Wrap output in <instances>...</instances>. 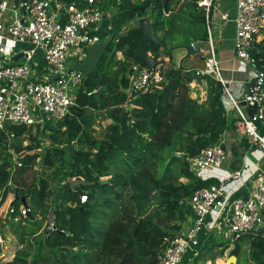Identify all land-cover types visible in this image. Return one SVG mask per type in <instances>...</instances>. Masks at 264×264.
<instances>
[{
    "label": "trees",
    "instance_id": "trees-1",
    "mask_svg": "<svg viewBox=\"0 0 264 264\" xmlns=\"http://www.w3.org/2000/svg\"><path fill=\"white\" fill-rule=\"evenodd\" d=\"M149 2L145 15L158 21L156 32H161L168 26L162 1ZM137 9L129 0H121L110 21L111 39L95 69L81 71L82 84L71 115L35 130L13 125L0 131V207L9 190L14 193L21 189L18 196L26 199L29 218L33 221L38 215L42 224L47 221L54 228L40 234L42 241L34 253L26 242L28 233L16 230L19 243L25 246L6 264H157L164 239H173L186 221L182 202L196 190L212 185L211 180L195 176L188 159L218 144L225 132L235 129L221 99L222 87L208 79L209 99L198 104L185 96L180 98L181 93L187 94L185 86L193 76L184 75L180 69H167L165 84L159 90L128 102L123 92L128 86L126 75L132 64H140L133 58L141 38L132 25ZM167 10L171 8L167 6ZM198 20L205 25L204 15ZM262 45L264 40L250 51L257 72H264ZM147 51L156 58L172 56L153 43L147 44ZM94 113L100 120H109L98 136L89 128L97 121L91 116ZM17 139L21 141L18 145ZM248 146L245 142L243 148ZM169 147L183 158H173L165 165ZM15 157L21 166L12 174ZM35 165L41 172L33 171L32 181L25 183L23 176ZM55 185L58 197L48 205ZM155 188L157 193L149 199ZM82 195L86 196L85 203L80 202ZM20 204L13 205V216ZM101 210L99 218L94 212ZM23 220H11V227L23 226ZM106 221L100 231L96 226ZM247 236L239 239L250 241L247 260L264 264V232ZM238 248L236 243L233 254ZM43 250L46 255H42ZM79 251L95 252L94 261H89L91 253L80 255Z\"/></svg>",
    "mask_w": 264,
    "mask_h": 264
},
{
    "label": "built area",
    "instance_id": "built-area-1",
    "mask_svg": "<svg viewBox=\"0 0 264 264\" xmlns=\"http://www.w3.org/2000/svg\"><path fill=\"white\" fill-rule=\"evenodd\" d=\"M139 1L142 5L149 2ZM212 1L198 3L199 7L206 9L208 75L221 85L222 96L228 99L226 114L227 117L228 113L232 115L235 129L246 138L250 148L264 151V72L256 71L247 83L241 101L233 98L228 82L222 78L211 37L208 12ZM120 3L121 0H114L113 5H109L111 11L118 10ZM236 7L234 57L236 61L254 67L256 60L250 51L254 38L264 33V0H237ZM110 16L108 3L104 0H0V52L3 51L2 57L7 61L0 67V131L13 125L43 127L71 115L72 108L77 105V91L83 74L69 61L88 47L91 34L97 33ZM220 18L225 20L226 16ZM18 44H28L29 47L23 51V61L14 64L10 58ZM191 47L203 57L204 49L193 43ZM37 52L43 55L47 73H38L33 67ZM156 60L160 62V58ZM204 74L207 73L196 72V75ZM126 77L128 86L123 92L128 102L138 95L159 90L166 81L161 62L152 69L139 63L132 64ZM252 110L254 113L249 116L248 112ZM227 157L219 142L189 158V168L200 179L205 172L219 171L229 180H239L240 171L223 169ZM20 166L15 162L12 174L15 167ZM224 180L225 177L217 184L196 190L183 201L193 218L184 234L164 239L157 264H180L186 251L197 246V237L206 218L216 209H224L222 222L231 241L264 232V172L256 176L247 198H236L227 203L223 199ZM8 184L10 186V182ZM80 202H86L85 195L80 196ZM14 213L15 208L9 206L7 214L17 222L28 218L29 210L22 205L15 216ZM2 244L0 234V246Z\"/></svg>",
    "mask_w": 264,
    "mask_h": 264
},
{
    "label": "crops",
    "instance_id": "crops-1",
    "mask_svg": "<svg viewBox=\"0 0 264 264\" xmlns=\"http://www.w3.org/2000/svg\"><path fill=\"white\" fill-rule=\"evenodd\" d=\"M131 2V5L140 7L142 4L140 3L135 4L133 0H129ZM162 1V0H161ZM204 0H169L167 3V6L171 8V11L167 10V13H173L177 10L178 6L181 3H185L181 7V13L189 18H191V27L192 28H183L178 23H175L176 18L180 19V21H188L186 19H183L181 17L175 16L172 19H170L168 16L164 14V17L166 18L168 26L164 28V30L161 32L162 35L160 37H163L170 33L171 30L176 29L179 31H182L184 34H176L171 35L167 43L170 46H177V45H187L191 46V44H195L196 47L204 49L205 53L203 54V57H200L197 55L196 52L192 54H188L185 50H178L174 51L171 55V57H166L165 55H160L158 58H160V62L164 66V72L166 73L167 69H180L184 75H192V80L186 84L187 88V94L181 93L180 98H186L192 99L196 101L198 104H201L203 102L208 101L209 99V91H210V83L208 79H211L214 81V79L208 75L209 73V56L207 55L208 47H207V25L205 22V25L202 26V24L199 22V17L204 15V18L206 19V9L202 6L199 7L198 3L202 2ZM104 2L108 3V10L110 13V19L109 21H104L101 24V27L99 28L98 32L95 34H91L90 37V43L87 48L93 46L92 44L97 45V42L100 43L101 40L106 39L104 37V31H102L103 26H106L110 30V21L112 18V15L117 11H111L109 5H113L114 0H104ZM163 5V1H162ZM196 5V7H194ZM188 6V7H187ZM237 0H213L211 3V6L209 8L208 12V18L210 20V31H211V37L214 42L215 47V54L217 61L220 62V68H221V75L224 80H229L228 88L230 90V93L232 94L233 98H235V95L239 97L238 101H241L245 92L247 83L254 77L255 74L250 75L249 70L251 72H255V66L250 67L246 63H243L241 61H236L234 57V39H235V16L237 11ZM164 9V7H163ZM173 9V10H172ZM226 16L225 20H222L221 16ZM170 20V24L168 21ZM105 24V25H103ZM160 33V34H161ZM190 36V37H189ZM192 39L190 41L188 39ZM205 37V38H204ZM189 40V44L186 42ZM264 40V33L256 36L254 38V41L252 43V49L255 48L256 44L261 43ZM95 46V45H94ZM104 46V47H103ZM264 46V45H262ZM29 47L28 44H18L11 54V58L15 55L22 54L23 51H25ZM86 48V49H87ZM105 50V44H102L100 55ZM150 53V52H149ZM118 59L122 58V55L120 52L116 53ZM78 55V54H77ZM77 55L73 57V59H70V65L74 66L76 69L82 71L83 63L85 61L83 59L79 60L77 58ZM151 55V53H150ZM191 57H196L197 60H199L201 63H199L195 68H187L185 66L186 61L190 59ZM10 58V59H11ZM23 61V57L19 60L18 63ZM7 64L6 59H3V57H0V67ZM202 65V66H201ZM34 69L38 73H47L46 68L47 64L44 61L43 55L40 52H37L35 58H34ZM93 69V68H92ZM91 70V69H88ZM231 70H237L238 72H232ZM197 71H204L207 74L204 75H196ZM215 82V81H214ZM217 83V82H215ZM232 88L234 90V94L232 92ZM185 98V99H186ZM225 97L221 98L224 99ZM95 114V113H94ZM229 117L228 119H232V115L228 113ZM95 116H98L95 114ZM104 119V116L102 117ZM106 125L109 124V120H105ZM105 125L103 126V128ZM7 131V129H6ZM221 146H224L225 152L228 154V157L226 161L223 164V169L227 172H235L240 171L241 172V178L239 180H229L225 174L219 171L214 172H205L201 176V179L203 180H211L212 185L217 184L220 182L221 179H224V203H227L228 201H231L236 198H247L248 195L252 192L254 184H255V178L256 176L264 172V156L263 158H252L251 156L257 152H261L264 154V151L256 149V148H248L244 149L243 146H245V142L248 144L245 137L241 135L239 131L236 129L225 132L222 135L221 139ZM27 142H24L26 144ZM249 145V144H248ZM234 153L238 154L235 155ZM25 154V153H23ZM22 154V155H23ZM169 157V156H168ZM16 162V161H14ZM182 183H187V180L181 179ZM11 184V182H10ZM55 188L57 189L58 193H56L55 200L58 197L59 194V188L55 185ZM55 189V191H56ZM54 191V193H55ZM53 198V197H51ZM14 199V193H9L6 196L5 202L0 207V234L3 239V244L0 246V264H6L10 262L15 254L20 250L23 249V247L16 239V230L11 227V218L7 215V208L9 207L11 201ZM22 206V204H20ZM182 208L184 209L186 213V221L182 225L181 230L178 234H184L187 230L189 220L193 218L192 213L188 209L185 203L182 202ZM224 209H216L214 210L205 220V225L200 230L197 240V246L195 248L188 249L185 253L192 256V261L194 259V262H202V264H209L212 261H221L224 262L225 259L228 257L227 251L230 248V244H227L226 246H218L215 243V240L213 238L212 232H215L218 230V234L222 232L223 228V218ZM29 218V215H28ZM14 222V221H13ZM47 221L44 222L41 225V228H39L40 225H37L35 228L37 229L36 233L34 235L40 236L41 233H43L44 226L46 225ZM107 221L102 225V229H104ZM65 235H68L67 233H64ZM247 236V235H246ZM249 237V236H247ZM238 241V240H237ZM232 243H235L236 241H231ZM243 242H245V245L248 246V251L250 248V241L246 238L243 239ZM236 244V243H235ZM30 245H32V242H30ZM239 246L238 252H237V263L240 259L239 254L242 252L241 245L237 244ZM202 253H201V250ZM245 250V249H244ZM248 258V253L246 254ZM195 258H198L199 260L196 261ZM203 260H206L207 262H203ZM191 261V262H192ZM218 262V263H221ZM251 263V261H248ZM217 264V263H216Z\"/></svg>",
    "mask_w": 264,
    "mask_h": 264
},
{
    "label": "rangeland",
    "instance_id": "rangeland-1",
    "mask_svg": "<svg viewBox=\"0 0 264 264\" xmlns=\"http://www.w3.org/2000/svg\"><path fill=\"white\" fill-rule=\"evenodd\" d=\"M133 1L135 2V4H138V5L141 3L139 0H133ZM133 22H132V25L137 27L136 21H133ZM175 23H178L179 25H181L185 29L186 28H192L190 20H188V21H180V19L176 18ZM103 25H105V24H103ZM127 27H129V26H127ZM102 31H104V37L106 39L101 40L100 43L97 42V45L94 42V44H92L93 46H91V47H89L87 49H84L83 52H81L80 54L77 55V58L79 60L83 59L85 61V63H83V68H82L84 70H88V69H92V68L95 69L96 63L98 61V56H99L100 51H101L102 44H107L110 41V39H111L110 30L108 28H106V26H103ZM124 31H126V29H124ZM173 35L176 36V34H173ZM2 56H3V51L0 52V57H2ZM199 63H201V62L199 60H197L196 57H191L190 59H188L186 61L185 66L187 68H192L193 69ZM249 74L253 76V74H255V72L253 73V72H251V70H249ZM225 81H227V80H225ZM227 82L229 83V80ZM232 92L234 94L233 88H232ZM235 98L238 99L239 97H237L235 95ZM227 101H228V99H226V98L223 99V102H224L225 106L227 105ZM91 116L96 117L97 121H96V123L94 125L91 124L90 127L89 126L88 127L91 128V130L94 131V134L98 136L102 132L103 126L106 125V122H105V120H100L99 118H97V116H95V114H92ZM85 120H86V123H87L88 119H85ZM32 128H33V130H35L36 127H32ZM20 142H21L20 139H17L15 141V144L18 145ZM30 154H32V153H30ZM263 156H264L263 153L257 152L255 154H253L251 157L257 159L258 157L259 158H263ZM167 159L168 158H166V160ZM38 161L41 162V156H40L39 159H37V165L39 163ZM37 165H35V167L32 168V171L28 172L27 174H25L23 176V179H24L25 183H29V182L32 181V178H33L32 172L33 171H35V173L41 172V170L39 169V166H37ZM12 170H13V168H12ZM65 172H66V170H64V173ZM65 176H66V173L64 174V177ZM11 191L12 190H9V193L12 194L13 192H11ZM56 193H58L57 189L55 191L54 196H56ZM52 200L54 201L55 197L51 198L47 202L48 205H49L50 201H52ZM49 207L50 206H47L46 208L49 209ZM101 212H102V210L101 211H95L94 214L96 216H98L99 218H101ZM93 219H94V217H93ZM21 223H22L23 226H20V225L16 224L15 225L16 228H14V229L17 230L18 233H20V234L23 233V232L28 233L26 242L27 243L32 242L30 251H31V253H34L35 249L39 246V243L42 241V237L36 236V235L32 236L31 233H36L37 229L35 227L37 225L42 224L41 221H40V217L38 215H36L34 217L33 221L30 218H24V220ZM96 227L101 231L102 225H97ZM221 230H222V232L219 233V234H218V230H216L215 232H212V234H213L212 236H213V238L215 240V243L218 246H226L227 244L231 245L232 242H230V239H229V236H230L229 232L227 231V229L225 228L224 225H223V228ZM16 240L19 242L18 238ZM235 243L241 245V248H242V252L239 254L240 259L238 261V264H248V260H247V257H246L247 256L246 255V251L244 250L245 247H246L245 242L238 240ZM200 250H201V253H202L203 249H200ZM83 252L84 251H79L80 255L83 254ZM86 252L91 253V255H92V257L90 258L89 261L90 262L94 261V257L96 255V253L92 252V251H85L84 253H86ZM46 254H47V251L43 250L42 251V255H46ZM82 260L85 261L86 258H83ZM191 261H192V256H190L189 254H186V255L183 256L182 261L180 262V264H202V262L195 263L194 259H193L192 262ZM218 262H221V261L215 260V261L210 262L209 264H216ZM94 263L95 262H92L91 264H94ZM80 264H83V263L81 262Z\"/></svg>",
    "mask_w": 264,
    "mask_h": 264
},
{
    "label": "water",
    "instance_id": "water-1",
    "mask_svg": "<svg viewBox=\"0 0 264 264\" xmlns=\"http://www.w3.org/2000/svg\"><path fill=\"white\" fill-rule=\"evenodd\" d=\"M162 1H163L164 13H166L167 14L166 16H168L170 19H172L175 16H178V17H181V18L186 19V20H190V21L192 20L191 18H189V17H187L181 13V7L185 3H181L175 12L167 13V3L169 0H162ZM149 7H150V2H148L146 5L140 6L139 9H137L138 11L136 12L135 21L137 24V28L141 33V38H140L139 43H138L137 52H136L135 56L133 57L134 60L139 61L141 65L147 67L148 69H152L153 67L160 64V62L156 60V57L151 56L150 53L147 51V44L148 43H153L156 47H159L160 50L167 51L171 54L174 51H178V50H185V51H187L188 54L194 53V51L192 50V47L190 45L189 46H187V45H177V46L176 45L175 46L168 45V43H167L168 38L173 33L174 34H184L182 31L173 29L170 31V33H168L167 35H165L163 37H159L156 35V31L158 29L159 23L157 20L151 21L149 19V17L145 15V11ZM189 37H188V39L190 41H192V39H190ZM22 57H23L22 54H18V55H15L14 57H12L10 59V61L12 63L16 64L19 62V60ZM101 83H102V78H101V74H99L98 87H100ZM241 105L243 106L244 104L242 103ZM87 111H88V109H85V112H87ZM252 113H254L253 110L251 112H248V115L250 116ZM221 148H222V150L225 151L223 145L221 146ZM173 158L182 159L183 154L176 153L172 150V148L169 147V157L165 161V165H167L170 162V160ZM15 161H16V157H15ZM19 190H21V189H15L14 199L11 201V203L9 205L10 207H12L15 203H21L24 207H26L28 205L25 198H20L18 196ZM157 191L158 190L156 188L153 191H151L149 193V199H153V197L155 196ZM52 229H54V228L51 227L50 225L46 224L44 229H43V233L46 234L49 230H52ZM235 248H236V244L232 243L230 245V248L227 251L228 257L225 259L224 262L217 263V264H236L237 263V255L233 254ZM245 251L247 254L248 253V246L245 247ZM248 264H250V262H248Z\"/></svg>",
    "mask_w": 264,
    "mask_h": 264
},
{
    "label": "flooded vegetation",
    "instance_id": "flooded-vegetation-1",
    "mask_svg": "<svg viewBox=\"0 0 264 264\" xmlns=\"http://www.w3.org/2000/svg\"><path fill=\"white\" fill-rule=\"evenodd\" d=\"M161 32H162V31H161ZM161 32H156V35L160 37V35H162ZM160 33H161V34H160ZM188 41H189V40H187L186 42L189 44L190 41H189V42H188ZM151 56H153V55L151 54Z\"/></svg>",
    "mask_w": 264,
    "mask_h": 264
}]
</instances>
